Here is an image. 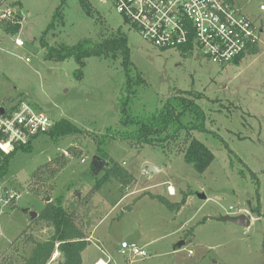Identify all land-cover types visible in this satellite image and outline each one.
<instances>
[{
  "label": "rangeland",
  "instance_id": "374dc122",
  "mask_svg": "<svg viewBox=\"0 0 264 264\" xmlns=\"http://www.w3.org/2000/svg\"><path fill=\"white\" fill-rule=\"evenodd\" d=\"M63 2L0 0V103L8 108L26 102L54 123L67 120L84 131L58 140L45 135L33 142L30 153L16 152L0 178V264H24L36 242L53 236L52 226L32 221L25 211L39 216L57 199L87 240L97 226L89 253L110 258L109 264H264V0L241 2L258 29L259 47L255 55L228 66L153 47L100 0H66L63 18L54 19ZM11 9L12 17L3 19ZM10 25L19 32H8ZM118 33L127 37L132 77L146 83L130 102L133 116L155 113L180 93L200 95L196 102L205 112L207 132L193 137L214 155L204 174L185 162V139L166 151L152 145L137 149L122 139L110 140L102 148L105 154L98 150L108 130H122L121 103L129 93L121 61L89 58L79 77L74 59L49 60L42 42L73 46ZM16 39L25 46H16ZM98 159L121 166L132 181L110 179L95 191L108 169ZM147 163L158 171L148 173ZM151 194L183 203L172 211ZM239 215L248 217L249 227L223 220ZM123 241L145 248L148 257L122 253ZM62 259L56 252L51 263Z\"/></svg>",
  "mask_w": 264,
  "mask_h": 264
},
{
  "label": "trees",
  "instance_id": "16d2710c",
  "mask_svg": "<svg viewBox=\"0 0 264 264\" xmlns=\"http://www.w3.org/2000/svg\"><path fill=\"white\" fill-rule=\"evenodd\" d=\"M65 3L66 0H64L63 5L57 9L54 19L57 17L60 19L63 18L62 8ZM82 6L87 15L93 17L89 5L82 2ZM53 27L52 25L44 33V38ZM7 31L16 34L19 32V29L18 27L11 26L7 28ZM42 44L51 57H49V60L52 59V61L62 62L68 59H74L79 66V77L83 74V69L86 65L85 60L89 58L96 57L121 61L122 67L126 72L127 91L129 93L125 99H122L121 103L122 130H108L105 136L99 138L98 150L101 153L105 154L102 148H104L110 140L122 139L129 141L137 149L145 145H152L159 146L166 151L170 144L185 139L184 142L188 145L183 151L185 162L194 167L199 174H204L209 169L214 161V155L206 145L193 137L194 132H207L205 127V112L196 102V100L200 98V95L180 93L178 96L170 97L166 100L161 110L146 117H135L131 114L129 105L137 93V87L146 83L141 76L132 77L130 73L133 63L131 62L127 37L124 33H118L117 36L113 38L104 39L97 43L85 41L73 46L58 45L56 48L49 47L44 41ZM257 50L258 49L251 50L250 55H255ZM186 53L187 50H185L183 54L186 55ZM243 58L244 57L237 59L235 63H239ZM83 132V130L76 127L71 122L63 120L55 123L52 131L47 136H50L54 140H58L70 135L83 134ZM18 151L30 153L32 151V144L15 148V150L9 154L0 150V157L2 158H0V178L7 175L9 165ZM106 166H108L106 174L98 181L95 191L99 190L110 179H116L124 184L132 181L133 177L131 174L121 166L114 165L110 167L108 163H105V167ZM150 197L158 200L172 211H177L183 203L175 204L160 195L155 196L151 194ZM258 202H260L259 198ZM257 212H260V209ZM36 221H44L52 226L54 228V234L46 242H36L29 256L24 259V264H82V253L89 243L74 215L68 213V211L64 209L61 199L47 204ZM24 234H26V232ZM56 252L61 253L63 259L57 263H51Z\"/></svg>",
  "mask_w": 264,
  "mask_h": 264
},
{
  "label": "built area",
  "instance_id": "2783aa9c",
  "mask_svg": "<svg viewBox=\"0 0 264 264\" xmlns=\"http://www.w3.org/2000/svg\"><path fill=\"white\" fill-rule=\"evenodd\" d=\"M100 1L109 4L126 25L161 51L187 50L186 55L199 54L215 65L228 66L259 47L258 29L241 7L244 0ZM260 9L264 11V5ZM13 11L4 12L2 18H11ZM15 44L25 46L21 39H16ZM54 124L29 103L8 108L0 103V150L8 154L15 148L33 144L48 135ZM167 191L169 196L176 194L171 185ZM121 248L123 253L129 251L136 257H148L146 250L136 244L123 242Z\"/></svg>",
  "mask_w": 264,
  "mask_h": 264
},
{
  "label": "water",
  "instance_id": "95a60500",
  "mask_svg": "<svg viewBox=\"0 0 264 264\" xmlns=\"http://www.w3.org/2000/svg\"><path fill=\"white\" fill-rule=\"evenodd\" d=\"M2 113H4V110H2ZM99 163L104 164L105 161L103 159H98ZM100 168V167H99ZM144 169L148 172V173H156L157 172V168L152 165V164H145L144 165ZM201 199H205V197L203 195H200ZM51 202V198L48 197L47 198V203ZM26 214H29L32 221L36 220L38 218V214L35 212H30L29 210L25 211ZM224 221L227 222H231L237 226H242V227H249L250 226V220L248 219V217L246 215H239V216H226L225 218H223ZM179 247H182V245H180Z\"/></svg>",
  "mask_w": 264,
  "mask_h": 264
},
{
  "label": "crops",
  "instance_id": "0c3cea01",
  "mask_svg": "<svg viewBox=\"0 0 264 264\" xmlns=\"http://www.w3.org/2000/svg\"><path fill=\"white\" fill-rule=\"evenodd\" d=\"M262 6V5H261ZM158 171V169H157ZM157 196V195H155ZM161 196V195H160ZM171 201V200H170ZM172 202V201H171ZM97 227V226H96ZM96 227L93 228L92 230V234H90L91 236V239H88L87 241H89V244L87 246V248L85 249V251L82 253V264H101V263H104V264H109V260L106 261L104 258H102L100 255H97V256H94V255H90V250L94 247L93 245V236H95V230H96ZM123 242H126V241H123ZM122 242V243H123ZM128 243V242H127ZM129 244H134V243H129ZM149 245V244H148ZM182 246L184 245V243L181 244ZM93 246V247H92ZM99 248V247H97ZM142 249L146 250L145 248L142 247ZM178 249V248H177ZM98 251H100V248L98 249ZM122 251V248L121 250ZM176 251V250H175ZM102 253H104V250H101ZM123 253V251H122ZM57 260V259H56Z\"/></svg>",
  "mask_w": 264,
  "mask_h": 264
},
{
  "label": "bare ground",
  "instance_id": "6f19581e",
  "mask_svg": "<svg viewBox=\"0 0 264 264\" xmlns=\"http://www.w3.org/2000/svg\"><path fill=\"white\" fill-rule=\"evenodd\" d=\"M101 264H104V263H101Z\"/></svg>",
  "mask_w": 264,
  "mask_h": 264
}]
</instances>
